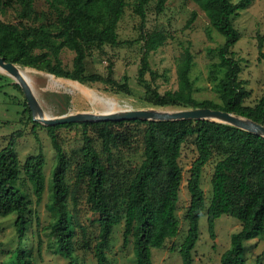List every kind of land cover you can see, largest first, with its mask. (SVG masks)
<instances>
[{
    "label": "trees",
    "instance_id": "obj_1",
    "mask_svg": "<svg viewBox=\"0 0 264 264\" xmlns=\"http://www.w3.org/2000/svg\"><path fill=\"white\" fill-rule=\"evenodd\" d=\"M55 14L52 23L42 21L44 14L33 8V0H15L19 5L20 19L39 21L36 26H17L0 21V57L19 68H30L49 73L57 78L81 84H103L114 91L130 95L127 77L119 83L113 78L109 64L106 74L86 73L85 59L94 49L104 45L116 46L117 24L123 15L125 0H46ZM150 0H135L134 12L144 26L146 7ZM154 10L159 13L168 0H154ZM205 14L209 29L223 36L217 48L218 65L223 69L220 81V103L195 101L190 95L188 74L192 55L186 49L179 73L181 88L160 94L152 82L157 74L150 69L149 52L155 43L154 32L144 33L143 52L137 70V83L144 90L143 100L158 107L185 105L191 108H210L233 113L264 125V94L253 106L244 105L247 91L239 79V62L231 57V47L239 40V32L232 24V17L246 9L251 0H191ZM9 2L0 0V10ZM192 13L187 21L190 25ZM263 38L257 40L258 60L264 67ZM62 49L73 52L71 68L66 69L60 57ZM149 74L150 80L145 78ZM19 88L18 85H16ZM24 111L32 123L31 134L37 140L38 127L46 129L55 163L51 171L50 201L47 210L54 218L50 228L59 251L73 262L74 242L70 232L72 219L66 201L78 202L77 191L85 186L89 209L98 215V232L92 248L95 264H111L106 256L111 234L123 221L122 243L132 239L134 264H152L151 249H161L165 240L178 233L176 206L182 180L179 156L182 144L193 137L196 157L189 168L186 189L189 205L186 210V234L179 244L181 264H192V251L198 240V221L205 213L209 238H215V220L221 215L237 219L240 229L230 235L229 247L221 254L220 264H245L244 244L264 236V137L254 135L231 125L206 120H122L79 123L82 127V160L76 165L73 188L65 182L68 159L55 130L76 125L63 124L45 127L31 118L25 103ZM128 125H143L141 142L143 158L128 183L119 180L110 165L111 148L119 141L126 143ZM92 131L100 140V152L89 135ZM22 136L21 130L10 134L0 149V218L15 215L14 227L18 238L17 264H22L24 252L20 245L26 237L27 214L30 200L24 181L31 186L37 203L44 191L43 167L45 158L41 151L27 156L23 163L17 156L15 144ZM214 152L223 157L213 168L210 179L211 198L205 208L200 187L201 172ZM105 156V161L103 159ZM23 174V180L20 175ZM139 218V222L137 221ZM82 234L84 229L78 225ZM85 246V245H84Z\"/></svg>",
    "mask_w": 264,
    "mask_h": 264
},
{
    "label": "rangeland",
    "instance_id": "obj_2",
    "mask_svg": "<svg viewBox=\"0 0 264 264\" xmlns=\"http://www.w3.org/2000/svg\"><path fill=\"white\" fill-rule=\"evenodd\" d=\"M6 1L9 2V5L5 4L3 10H0V21L17 26L38 25L39 21L18 17L20 8L15 0H2V2ZM229 1L235 3L237 0ZM154 3V0L148 2L144 26L141 27L140 18L134 12L135 0H125L124 12L116 30L119 44L116 46L104 45L100 49H94L85 59L87 74L105 75L107 66L111 64L113 78L117 82L122 83L123 77L126 76L130 95L114 91L103 84H81L77 81L57 78L43 71L18 67L26 71L30 87L47 116L140 109L162 111L191 109L185 105L158 107L143 100L144 90L137 83V70L143 52L141 36L144 33L153 32L155 43L149 52V66L157 74L156 79L152 82L157 91L163 94L166 91H175L181 88L179 73L184 60V51L187 49L192 55L188 74L191 97L197 102L208 100L216 104L220 103L219 80L223 76V69L218 65L217 48L223 44V36L213 29L209 31V34L207 33L208 19L191 0H168L159 13L155 12ZM33 8L37 13L44 14L41 17L44 23L54 22L55 14L49 8L46 0H33ZM192 13H195V17L187 26V21ZM232 24L239 32L240 37L231 47V57L239 62L241 68L239 79L244 83V88L247 91L244 105L251 107L264 94V67L259 62L257 54L259 37L263 38L262 51L264 52V0H251L246 9L232 17ZM73 55V52L62 49L60 57L64 68H71ZM145 78L150 80L149 74H146ZM16 85L18 84L12 77L0 70V149L7 143L11 133L21 130L22 136L15 144L20 163H23L27 156L37 154L39 151L45 158L44 191L39 203L35 200L30 184L24 181V187L28 191L31 204L27 214L26 237L20 245L21 251H25L21 263L68 264V260L59 251L58 244L50 232L54 218L46 207L50 201L51 171L55 163V153L45 128L38 127L36 129L37 140L31 134L32 123L24 111L26 100L20 87L17 88ZM59 109L62 110L59 112ZM126 129L130 131V135L127 136L128 141L126 143L119 141L117 147L111 148L110 157V165L119 180L124 183L130 181L143 158L141 142L143 125H128ZM55 132L68 159L65 182L72 190L76 165L82 160L80 151L82 127L77 123L70 127H60ZM89 135L100 152V140L92 131H89ZM195 157L193 137H189L182 144L178 159L182 171L176 206L178 233L175 237L166 239L161 249H151L152 264H181L178 247L186 234L185 214L189 205L186 180L189 176L190 165ZM222 157L220 152H214L202 169L200 187L205 199V208L211 198L210 179L213 168ZM103 159L105 161L104 155ZM20 179L23 180V174L20 175ZM77 198L78 202L75 205L70 198L66 201L73 223L70 229L74 242L72 264H95L92 248L98 232V215L89 209L84 185H81L77 191ZM14 220V214L0 218V264H17L18 238ZM136 222H139L138 217ZM78 225L82 226L84 234L81 233ZM240 226L237 219L221 215L215 220V238L211 240L207 230L206 215L203 213L198 221V240L192 251V264H220L221 254L229 247L230 235L238 231ZM122 232L123 221L113 229L106 256L111 264H134L132 239L130 237L128 243L123 245ZM243 259L245 264H264V236H258L245 242Z\"/></svg>",
    "mask_w": 264,
    "mask_h": 264
},
{
    "label": "water",
    "instance_id": "obj_3",
    "mask_svg": "<svg viewBox=\"0 0 264 264\" xmlns=\"http://www.w3.org/2000/svg\"><path fill=\"white\" fill-rule=\"evenodd\" d=\"M18 67L5 61L0 57V70L12 77L16 84L19 85L23 96L26 100L27 107L30 110L33 121L41 125L57 126L72 123L84 122H105V121H122V120H149V121H176V120H206L227 124L247 131L254 135L264 137V125L256 123L248 118L210 108H191L171 111L170 113H162L156 109H140V110H123L117 112L104 113H69L56 117L47 116L40 106L29 80H24L18 74Z\"/></svg>",
    "mask_w": 264,
    "mask_h": 264
},
{
    "label": "bare ground",
    "instance_id": "obj_4",
    "mask_svg": "<svg viewBox=\"0 0 264 264\" xmlns=\"http://www.w3.org/2000/svg\"><path fill=\"white\" fill-rule=\"evenodd\" d=\"M29 73V72H28ZM18 74L20 75V77L22 78V79H24V80H27L28 79V75H27V73H26V71L25 70H22V69H18ZM29 74H31V72L29 73ZM34 75V74H33ZM61 87V86H60ZM67 87H68V85H67ZM72 87V86H71ZM73 92V91H72ZM66 94V93H65ZM66 95H68V94H66ZM72 95V94H71ZM68 96H70V95H68ZM65 98V97H64ZM66 104H68V103H66ZM67 106V105H66ZM58 110V109H57ZM60 110H62V109H59V112H60ZM66 110H67V107H66ZM64 111V110H63ZM62 111V112H63ZM158 111H160V112H162V113H170L171 111H162V110H158ZM66 113V112H65Z\"/></svg>",
    "mask_w": 264,
    "mask_h": 264
}]
</instances>
